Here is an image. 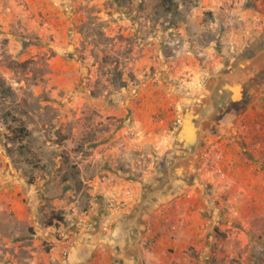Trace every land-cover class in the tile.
<instances>
[{
	"label": "rangeland",
	"instance_id": "1",
	"mask_svg": "<svg viewBox=\"0 0 264 264\" xmlns=\"http://www.w3.org/2000/svg\"><path fill=\"white\" fill-rule=\"evenodd\" d=\"M263 41L264 0H0V264H116L111 239L125 245L127 230L137 264H164L161 231L183 226V207L152 216L150 230L133 218L176 179L184 115L199 104L197 121L217 123L214 86L263 71ZM227 133L205 141L201 167ZM254 219L259 234L217 226L209 254L185 251L190 264H264Z\"/></svg>",
	"mask_w": 264,
	"mask_h": 264
},
{
	"label": "crops",
	"instance_id": "2",
	"mask_svg": "<svg viewBox=\"0 0 264 264\" xmlns=\"http://www.w3.org/2000/svg\"><path fill=\"white\" fill-rule=\"evenodd\" d=\"M230 75L235 76L236 74L232 73ZM235 82L230 79L228 84L229 86L230 84L234 86ZM262 87L255 85L251 89L248 94L250 100L248 105L241 112L239 119L236 122L233 121L230 125L232 132L228 131L227 135L222 138L224 142H218L215 145L219 152L216 151L214 164L210 166L211 168L207 166V163L201 167L199 162H197V158L201 156L204 157L205 161L210 156L207 147L202 149V155L199 156L200 143L190 153L187 150L183 153L180 152V163L175 168L176 179L174 181L171 179L174 185L179 187L177 188L180 190L179 195L167 200L168 196L165 195V190H162V188L169 180L164 179V182L159 185L155 193L160 204L157 210L151 213L148 207L145 211L142 210L141 216L140 214L134 216V221H139L143 229L148 227L152 216H157L158 220H165L167 214L165 215L163 210L168 206L175 205L176 207L179 206L180 209L183 207L185 210V213L183 212L182 214L183 220L181 224L183 226H180L179 223V227H176L177 224L175 227H169V224H165L166 227L162 229L161 232L163 234L161 237L168 244L165 245L163 242L159 245L156 253L159 262L165 264L166 258L171 257V261L177 260L175 264H190L191 258L186 257L187 253L185 251L190 249V245L194 243L204 246L206 249L201 246L200 249L207 251V254H209L211 243L216 239L215 230L217 226H223V228L227 226L233 227L244 233H249L247 232L248 230H252L253 234L261 232V223L259 226L251 228L247 219L252 216V218H255L254 220H259L260 222L262 220L264 223V164L262 163L261 151L264 146V107H261L259 103L263 92ZM236 89H238V92L240 91V87H236L235 92ZM203 100L198 99L205 106V103L202 102ZM197 107L200 108V105L198 104ZM198 108L196 113L193 112L188 128L190 133H192V127L196 123L200 129L203 128V139H205L212 122H207V119L198 122L196 118L199 111ZM223 126L225 128L228 127V125L224 124ZM241 128L244 131H241ZM208 182L212 185H208ZM166 187H168V184H166ZM231 187L238 188L236 199L233 197L234 195H232V198L226 196ZM155 194L147 195V201L150 199L148 197H156ZM234 202L239 203L236 211L231 206ZM226 203L227 206L225 208L221 207V204L224 205ZM229 209L232 211L228 212L227 210ZM155 212L157 213L154 214ZM145 221L147 222L145 223ZM155 232L158 233L159 231ZM121 236H124L123 233L121 235L118 233L116 237ZM111 241L115 244L117 243L116 249L112 250V252L115 253L119 260L122 259V264H137L138 259L136 257L138 255L136 252L138 247L136 246L138 245L133 246L132 240L127 241L125 245L118 244L120 241L118 238H112ZM118 252L121 253L118 254ZM218 255L216 254V256ZM140 257H142V253ZM98 260H101V258ZM96 261L97 258L92 264H100ZM212 262L209 257H205L200 259L199 263L212 264ZM83 263L91 264V262ZM193 264H198V261Z\"/></svg>",
	"mask_w": 264,
	"mask_h": 264
},
{
	"label": "flooded vegetation",
	"instance_id": "3",
	"mask_svg": "<svg viewBox=\"0 0 264 264\" xmlns=\"http://www.w3.org/2000/svg\"><path fill=\"white\" fill-rule=\"evenodd\" d=\"M249 59L250 58H248V60ZM243 67H245V66H243ZM243 69L244 68H239V71H244ZM263 71L259 70V69H255V72L253 73V75L252 74L247 75L249 77H247L243 82L236 81L234 86L232 84H230V86H229V84H228L229 81L227 79H225V78L221 79L213 88V91L211 94V96H212L211 104H210L213 110L216 107L221 108L222 113L219 116L220 117L219 121L217 123H213V122H212L213 124L211 123V126H209V128H208V135L206 136L205 139H203L202 142H200V135L203 132V130L200 129V127H198V125L196 123L192 127V129L194 131L192 133H195L194 139L192 140L191 136L189 138L185 139L182 136H180V131L183 127L185 117H189L190 120L193 117V115H191V114H185L184 118L182 120V123L179 126L177 133H176V140H177L176 143L178 145V148H177L178 152L183 153L187 150V152L190 153L195 148V146L198 143H200L201 145L199 147L200 148V155L199 156H201L202 155V149L204 148L206 140L210 139L211 137H216V136L219 137V135L224 133L225 131H231L232 128L230 125L233 123V121L236 122L239 119L241 112L244 110L245 106L248 105V103L250 101L248 94L255 85L263 86L261 88L263 91L261 97H262V99L264 98V72ZM257 76L262 77L263 80H259L257 78ZM257 82H259V83H257ZM236 87H240V91H239L240 97L237 99H236V95L238 94V92H235ZM213 116H214V114H213ZM223 124L228 125V127L225 128L223 126ZM229 126H230V128H229ZM201 130H202V132H201ZM170 156H172V155L170 154ZM170 161L167 160V162H169V163H170ZM157 170L160 171V173H162V171H164V168L158 167ZM154 180H156V179H154ZM171 181L172 180L170 179L169 182H166L162 188V190H165L166 194H167L170 186H175L174 182L173 181L171 182ZM166 184H168V187H166ZM177 188H179V187L177 186ZM137 233L138 232H136V234ZM139 234H141V232ZM123 235L125 236V238L127 240H129V239L132 240V242L135 240V236H136L135 233H131L130 230H127L125 233H123ZM114 258H115L114 263H116V264H119V262H120V264L122 263L121 262L122 259L119 260L117 256H114Z\"/></svg>",
	"mask_w": 264,
	"mask_h": 264
},
{
	"label": "water",
	"instance_id": "4",
	"mask_svg": "<svg viewBox=\"0 0 264 264\" xmlns=\"http://www.w3.org/2000/svg\"><path fill=\"white\" fill-rule=\"evenodd\" d=\"M239 97H240V93H238L236 95V99L239 98ZM189 121H190L189 117H185L183 127H182V129L180 131V136H182L185 139H187V138H189L191 136V139L193 140L194 137H195V133H190L189 128H188Z\"/></svg>",
	"mask_w": 264,
	"mask_h": 264
}]
</instances>
